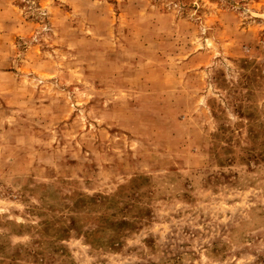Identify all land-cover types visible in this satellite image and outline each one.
Returning <instances> with one entry per match:
<instances>
[{"label": "rangeland", "instance_id": "1", "mask_svg": "<svg viewBox=\"0 0 264 264\" xmlns=\"http://www.w3.org/2000/svg\"><path fill=\"white\" fill-rule=\"evenodd\" d=\"M0 264H264V0H0Z\"/></svg>", "mask_w": 264, "mask_h": 264}]
</instances>
